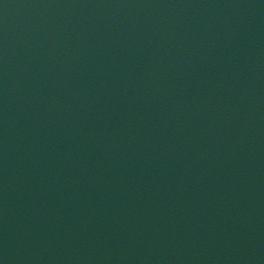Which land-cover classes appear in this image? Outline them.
<instances>
[{
  "label": "water",
  "instance_id": "1",
  "mask_svg": "<svg viewBox=\"0 0 264 264\" xmlns=\"http://www.w3.org/2000/svg\"><path fill=\"white\" fill-rule=\"evenodd\" d=\"M0 264H264V0H0Z\"/></svg>",
  "mask_w": 264,
  "mask_h": 264
}]
</instances>
